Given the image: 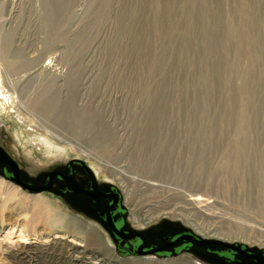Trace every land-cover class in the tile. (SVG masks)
<instances>
[{
    "label": "rangeland",
    "instance_id": "374dc122",
    "mask_svg": "<svg viewBox=\"0 0 264 264\" xmlns=\"http://www.w3.org/2000/svg\"><path fill=\"white\" fill-rule=\"evenodd\" d=\"M69 1L71 4L67 9L59 10V13L54 12L53 14L47 8L46 0H0V44H2L0 46V91L3 92V95L0 94V145L19 163L22 179L30 183L43 185L48 173L56 170L67 171L69 164L78 160L85 163L94 172L101 186L113 185L120 191L123 204L127 210L128 228L144 233L147 236L149 245L155 244L154 242L157 239L159 240L155 236L166 231L168 223H176L205 240H219L229 244L241 245L244 248L264 251V4H261V2L264 3V0H245L246 2L244 0ZM247 2L251 7L250 15L253 19L250 22L251 32L255 35L252 36L251 33L250 36L255 39L253 38L254 40H251L252 45L250 44V47L247 46L246 48L244 43L249 42L248 40L251 38L248 37V34H245L248 22H245L246 13L243 6ZM192 14L196 19L195 27L192 26L190 21ZM227 14L232 17L229 21L231 23L228 22ZM225 18L226 20H224ZM227 33L231 34L228 35ZM207 37L208 40L210 39L209 41ZM4 38L6 39L4 40ZM18 50L21 53L19 59L17 57L19 64L17 63L18 67L14 69L15 73H13L14 70L9 71L7 69L5 59L6 55L14 56V53ZM66 50L77 54L82 61L81 87L75 100V102L77 101L76 107L85 109L87 112L96 111L95 113L100 114L99 116H103L102 119L104 123L106 121L104 125L106 127L103 125L97 127L89 122H79L73 119L72 115H60L61 109L63 107L65 109L67 106H64V98L60 101L61 103H58V106L56 105L58 108L55 107V111L53 110L51 115H45L41 110H37L34 114H30L29 119L31 121L28 126L25 124L24 128L22 126L18 127L16 124H20L19 120L23 115L18 116L17 113H13V116H9L6 110L12 109V106L16 103L15 101L20 98L24 99L28 93V98L33 96L32 83L28 84L27 82L31 73L35 70V63L30 59L32 56L38 55L41 57V64H57L59 62L56 61V58H59ZM29 61L32 63L26 66L25 63ZM65 64L61 62L57 65L60 71L64 70L66 72V69L69 68ZM226 65L227 67H225ZM230 65L232 71H229L231 70ZM226 68L230 75L226 73ZM19 69L24 70L19 71ZM149 69L151 70L149 71ZM102 70L104 75H99ZM246 72L251 74L250 90L252 92L249 99L248 114L259 116L261 121L260 124H256L251 129L253 148L256 149L254 151L256 153L253 154V162L250 160V163L246 165L248 167L239 171L238 174L229 172L227 168L233 157L230 154L229 146L226 147V145H228L229 138L236 131L234 124L231 120L226 119L223 128L217 126L212 134L208 135L207 131L210 132L211 129L209 130L208 123L206 124V120L201 115L208 114L214 117L218 115H239L238 107L241 95L237 94L238 97H235L234 92L239 93L240 87L238 86L242 85V79L246 76ZM118 76L124 81L120 82L121 79L119 80ZM94 78L97 79L95 84L92 82ZM133 79L139 84L132 85L128 82L133 81ZM98 80L100 81L99 88L97 86ZM224 80L230 82L229 85ZM17 81L21 82L18 83ZM158 82L163 83L164 98L161 104V112L156 113V115L163 114L167 117L161 119L160 123L156 122V119L147 122L144 115H151L152 113H148V111L152 110L154 105L152 106V103L148 102L146 106H141V96L148 90L154 91ZM95 90H98L97 93H94ZM151 96L150 99H152ZM125 97L127 100H125ZM124 111L125 113L122 114ZM171 115H182L185 120L182 117L181 122L177 119L173 120V118H170ZM186 115H191L192 119H190L191 117L187 119ZM39 116L44 120H41ZM38 119L42 126L38 123ZM37 120L38 122H36ZM141 120L143 121L141 122ZM185 121H189L188 126L185 125ZM191 122L192 126H190ZM37 124H39V129L36 127ZM198 126L201 127L198 128ZM189 127H193L195 133L200 131V134H198L200 136L195 142L197 148L194 149L195 153L193 155H191L192 153L188 155L187 150L184 153V149L189 143L187 142L188 135L185 129ZM173 131H178L176 135L178 140L173 135L171 136ZM141 132L146 133L143 138L146 139L154 151L148 148L144 155L143 152L136 151L134 147H131L127 152L123 141H126V138L130 135L134 136L133 133ZM161 132L162 134H160ZM163 141L171 145L172 153L170 154L169 164L166 163L163 164L164 166L162 165L163 167H157L156 164H153L155 161L152 160L154 156L152 154L157 153ZM205 141L208 142L204 146L208 148L204 147L205 153L203 155L200 147L201 142L205 143ZM208 143L209 145H207ZM179 149L182 152L178 151ZM137 152L138 155L143 153L144 157L142 155L137 157L141 158L143 164L147 165L145 168H138L132 164ZM259 152H263L261 157L258 155ZM180 157L183 159L180 160ZM254 161L256 164H254ZM77 166L82 167L80 164H77ZM119 166H123L121 169L125 170L124 173H127L126 176H129V178L137 177L143 180L147 177H160L159 179H163L162 183L168 189L149 194L144 191L143 186L140 184L131 183L130 192L135 198L131 204H128L126 202L128 190L125 186L127 182L118 173ZM257 168L261 169L257 171ZM224 169L227 171L225 172ZM208 171H210V175ZM258 172L259 174L263 172L261 173L263 175H258ZM86 176L87 173L84 171L79 174L78 178H86ZM191 181L195 182L192 183ZM197 182H203L201 187L204 191H209L216 197L213 198L216 200L214 202L216 208L213 207L215 210L211 208L212 214L187 209L182 210L181 208H177L175 211L169 209V204L164 201L165 197L178 196V193L194 190L198 185ZM205 183H208V186L204 188ZM14 184L6 173L0 171V198L5 196L2 191L13 188ZM18 187V192H23L27 196L35 197L42 194L50 196L60 211L69 213L74 218L87 223L90 227H87L86 230L89 235L94 236L96 244H88L85 241L84 232L68 234L65 230H55L50 233L41 231L45 235L40 236L39 233L41 232L38 229L32 230L29 243H21L19 241L21 238L18 237L19 233L12 236L13 238H8L10 241L5 240L3 236L0 237L1 240L4 239V243L19 241L22 245L40 248L58 241L63 245L64 251L71 253L76 258L83 256L82 251L84 249L97 248L99 252L107 254V257L116 254L120 258L144 257L166 261L171 258L188 256L194 258L198 264H218L205 259L195 249L184 250L177 255H170L169 252L137 254V247L141 241L138 240L139 243L136 247L130 245L129 242L131 241H122L119 246L116 238L104 226L101 219L86 212L87 207L85 204L89 200L85 196L77 193L63 195L60 186H54L52 190L36 193L25 190L20 185ZM142 194L148 195L141 197ZM151 196H158V198ZM182 203L183 201L180 203L181 207L185 205V203ZM149 208L158 210L161 215H150ZM153 217L156 219L147 224L145 223L148 218ZM139 218L143 221L138 222ZM38 228L40 229L39 226ZM54 235H59L60 238H55ZM175 239H169V241ZM203 248L209 251H217V248H220L221 252L232 251L235 254L233 250L223 251L222 246L219 245L204 246ZM1 252L0 250V264H17L11 262ZM41 256L38 264H54L49 255L43 253ZM87 256L90 261H93L89 253ZM240 258L243 257L240 256Z\"/></svg>",
    "mask_w": 264,
    "mask_h": 264
},
{
    "label": "bare ground",
    "instance_id": "6f19581e",
    "mask_svg": "<svg viewBox=\"0 0 264 264\" xmlns=\"http://www.w3.org/2000/svg\"><path fill=\"white\" fill-rule=\"evenodd\" d=\"M241 1V0H240ZM245 1V0H244ZM252 1V0H250ZM258 1V0H257ZM45 2V1H44ZM246 2V1H245ZM71 2L69 0H46V6L48 9L51 10V12H56V13H59L62 9H67L69 6H70ZM243 4V3H241ZM258 4V3H257ZM261 4H264L261 2ZM239 5V4H238ZM241 6V5H240ZM262 7V6H260ZM259 7V8H260ZM240 8V7H239ZM250 5L245 3L244 6H243V9L246 13L245 15V22H248L247 23V26H246V30H245V34H248V37L250 36V34L252 33L251 32V20L253 21L252 19V15H250ZM258 8V7H257ZM255 9V7H254ZM60 10V11H59ZM256 10V9H255ZM68 11V10H67ZM50 12V11H48ZM231 12V11H230ZM252 12V11H251ZM257 12V10H256ZM260 13V12H258ZM47 14V13H46ZM61 14V13H60ZM230 14V13H229ZM255 14V13H253ZM257 14V13H256ZM49 15V14H48ZM59 15V14H58ZM233 15V14H232ZM242 15V14H241ZM64 16V15H63ZM243 16V15H242ZM46 17V16H45ZM54 17V16H53ZM244 17V16H243ZM49 18V17H47ZM230 15L227 14V19H228V22L230 21ZM234 18V17H233ZM243 19V18H242ZM46 20V19H45ZM56 20V19H55ZM62 20V19H61ZM226 20V18L224 19ZM234 20V19H233ZM60 21V20H59ZM59 21H57L59 23ZM66 21V20H65ZM190 21H191V24L192 26H196V19H195V16L192 14L190 16ZM50 22V21H49ZM54 22V21H53ZM243 22H244V19H243ZM242 22V23H243ZM65 23V22H64ZM231 23V22H229ZM234 23V21H233ZM254 23V22H253ZM54 24V23H53ZM244 24V23H243ZM52 25V24H51ZM227 25V24H226ZM232 25V24H231ZM230 25V26H231ZM245 25V24H244ZM53 26V25H52ZM229 26V27H230ZM228 27V28H229ZM233 27V26H232ZM45 28V27H44ZM227 28V27H226ZM227 28V29H228ZM245 28V27H243ZM242 28V29H243ZM193 29V28H192ZM191 29V30H192ZM230 29V28H229ZM234 29H235V26H234ZM233 29V30H234ZM237 30V29H236ZM235 30V31H236ZM238 31V30H237ZM236 31V32H237ZM244 31V29H243ZM231 32V31H230ZM58 33V32H57ZM89 33V32H88ZM228 34V33H227ZM231 34V33H229ZM228 34V35H229ZM236 34V33H234ZM239 34V33H238ZM254 34L252 33V36ZM13 36V34H12ZM11 36V37H12ZM233 36V35H232ZM255 36V35H254ZM4 37V36H3ZM247 37V36H246ZM251 37V36H250ZM2 38V37H1ZM9 38V37H8ZM82 38V37H81ZM89 38V37H88ZM210 38V37H209ZM237 38V37H236ZM254 38V37H253ZM252 37L250 38V40H248L249 42L247 43H244V45H246V48L247 46L250 47V44H251V40L253 39ZM6 38H4L5 40ZM80 39V38H79ZM86 39V38H85ZM255 39V38H254ZM253 39V40H254ZM207 40H208V37H207ZM210 40V39H209ZM208 40V41H209ZM230 40V39H229ZM235 40V39H234ZM87 41V40H86ZM207 41V42H208ZM212 41V40H211ZM238 41V40H237ZM246 41V40H245ZM4 42V41H3ZM1 43V42H0ZM258 43V42H257ZM5 44V43H4ZM12 44V43H11ZM85 44V43H84ZM237 44V43H236ZM240 45V44H239ZM243 45V49L245 48V46ZM252 45V44H251ZM255 45V44H254ZM259 45V44H257ZM0 46H2V44H0ZM8 47V46H7ZM6 47V48H7ZM240 47V46H239ZM242 47V46H241ZM3 49V47H1ZM256 48V47H255ZM236 49V48H235ZM4 50V49H3ZM245 50V49H244ZM1 51V50H0ZM247 51V50H246ZM249 51V50H248ZM251 51V50H250ZM255 51V50H254ZM236 52V51H235ZM238 52V51H237ZM2 53V52H1ZM6 53V52H5ZM240 53V52H238ZM246 53V52H244ZM243 53V54H244ZM15 54V55H14ZM10 56H7L6 55V61H5V65L7 66V69L9 71H13L14 69H16L18 67V61H17V57L19 59V55L21 54L18 51H16V53H14ZM23 55V54H22ZM237 55V54H236ZM258 55V54H257ZM163 56V55H162ZM238 56V55H237ZM244 56V55H243ZM139 57V56H138ZM256 57V56H255ZM259 57V56H257ZM24 58V57H23ZM158 58V57H157ZM21 59V58H20ZM225 59V57H224ZM26 60V59H24ZM32 62L35 63L34 65V69L33 72L31 73L30 75V78L28 79V84L29 83H32V92H33V96L28 98V94H27V97H23L24 99H15L17 101H15L16 103L12 106V109L10 110H6L7 113L9 114V116H13L14 114L13 113H17L18 116H21L20 117V120H19V123L20 124H16L18 127H25L24 125L26 124L28 126L29 122L31 121L29 119V116L30 114H34L35 111H39L41 110L42 112L48 115H51V113L53 112V110L55 109L56 105L58 106V103H61L60 101H62V99L64 98L65 100H63V102L65 103L64 106H66L65 109H61L62 112L60 113V115H72L71 117H73V119H76L78 120L79 122H89L91 125H95L97 127H102V125L104 126L105 123L103 122V119L101 116H99L100 114H97L95 112H92V111H89L87 112L85 109H80L78 107H76V96L80 90V85H81V76H82V61L78 58V55L75 54L74 52L72 51H65L63 52L62 55L59 56V58H56V61L59 62L57 64H50V63H45V64H41V57H39L38 55H34L32 56V58L30 59ZM154 60V58H153ZM159 60V59H157ZM28 61V60H27ZM161 61V59H160ZM26 62V61H25ZM31 62V63H32ZM61 62H64L66 63L65 65L69 68L66 69V72H64V70L60 71V69L57 67L58 64H60ZM224 62V61H223ZM18 63V64H17ZM21 63V62H20ZM24 63V62H22ZM30 61L28 63H25L26 66L27 64L29 65ZM30 63V64H31ZM143 63V62H142ZM227 63V61H226ZM231 63V62H230ZM145 64V63H144ZM143 64V65H144ZM223 64V63H222ZM142 65V64H141ZM157 65V64H156ZM228 65V64H227ZM227 65L225 67H227ZM233 65V64H232ZM148 66V65H147ZM150 66V65H149ZM222 66V65H221ZM224 66V65H223ZM231 66V65H230ZM236 66V65H235ZM29 67V66H28ZM131 67V66H130ZM134 67V66H133ZM152 67V66H151ZM20 68V67H19ZM22 68V67H21ZM24 68V67H23ZM26 68V67H25ZM24 68V69H25ZM112 68V67H111ZM114 68V67H113ZM141 68V67H140ZM234 68V67H233ZM6 69V70H7ZM24 69H19L20 70H24ZM117 70V68H114ZM125 69V68H123ZM127 69V68H126ZM231 70L229 71H232V66L230 68ZM131 70H132V67H131ZM138 70V69H137ZM142 70V69H141ZM144 70V69H143ZM142 70V71H143ZM151 69H149L150 71ZM154 70V69H153ZM212 71V69H211ZM209 71V72H211ZM234 71V70H233ZM111 72V71H110ZM117 72V71H116ZM127 72V71H126ZM138 72V71H137ZM236 72V71H235ZM248 72H250V70H248ZM10 73V72H9ZM15 73V70L14 72ZM12 73V74H13ZM108 73V72H107ZM135 73V72H134ZM142 73V72H141ZM156 73V72H155ZM226 73H228L230 75V72L227 71V68H226ZM247 73V72H246ZM93 74V73H92ZM98 74V73H97ZM102 74L104 75V71L102 70L101 73H99V75ZM112 74V73H111ZM116 74V73H115ZM121 74V73H120ZM150 74V72H149ZM153 74V73H152ZM208 74V73H207ZM132 75V74H131ZM138 75V73H137ZM136 75V76H137ZM140 75V74H139ZM148 75V74H147ZM156 75V74H154ZM209 75H212V74H209ZM39 79V77H41ZM91 76V75H90ZM96 76V75H95ZM142 76V75H141ZM158 76V75H157ZM250 76L251 74L250 73H247L246 76H244V78L242 79V85L241 86H238L240 87V90L238 91L239 93L234 92L235 94V97H238L237 94L241 95L240 96V104H239V115H218L217 117L215 116H212V115H201L204 120H206V124L208 123V126H209V130L211 129L210 132L207 131L208 135L209 134H212V132L214 131L215 127H220V128H223L224 126V122L226 123V119H229L232 121V123L234 124L235 128H236V133L234 132L231 133L233 134L232 137L229 138L228 140V145L229 148H230V154L232 155V160H230V163L228 164L227 168L229 170V172H232V173H238L239 174V171H242L244 169H246V165L247 163H250L249 161L251 160V162H253V157H254V148H253V142H252V137H251V129L253 126H255L256 124L258 125V123L261 121L259 116H251L248 114V107H249V99L251 97V90H250V87H251V82H250ZM109 77V75H108ZM119 77V76H118ZM128 77V75H127ZM132 77V76H131ZM151 77V76H150ZM159 77V76H158ZM96 78V77H95ZM92 80V82L95 84L97 81V79ZM157 77L155 76V79ZM228 78V77H227ZM226 78V79H227ZM89 79V78H88ZM87 79V80H88ZM102 79V77L100 78V80ZM110 79V77H109ZM117 79V78H116ZM121 78L119 77V80ZM129 79V77H128ZM132 79V78H131ZM138 79V78H137ZM146 79V78H145ZM153 79V78H152ZM225 79V80H226ZM106 80V79H105ZM123 79H121L120 82H122ZM140 80V78H139ZM157 80V79H156ZM160 80V79H159ZM224 80V81H225ZM228 80V79H227ZM38 81V83H36ZM110 81V80H109ZM124 81V80H123ZM149 81V80H148ZM230 81V79H229ZM18 82V81H17ZM21 81H19L18 83H20ZM112 82V80H111ZM116 82V81H115ZM119 82V81H118ZM130 84L132 85H138L139 83L134 81H128ZM145 82V81H144ZM227 85H229V83L231 82H227L225 81ZM18 83H15V84H18ZM35 83V84H34ZM99 83L100 81L98 80V88H99ZM106 83V82H105ZM108 83V82H107ZM106 83V84H107ZM110 83V82H109ZM26 83V85H28ZM92 84V85H94ZM103 84V83H102ZM112 84V83H111ZM110 84V85H111ZM117 84V83H115ZM121 84V83H120ZM128 84V83H127ZM129 84V85H130ZM148 84V83H147ZM162 84L163 83H160L158 82L157 83V87H156V91H152V90H148L146 93L144 92L141 96V106H146V104L148 102H151L152 103V106L154 105V107L152 108V110L148 111L151 112L152 114L151 115H144L145 117V120H151L153 121V119L155 120L156 119V122L158 121L160 123V120L161 119H164L166 118L167 116L163 114L162 115H156V113H160L161 112V104H162V101H163V98H164V89L162 88ZM165 84V83H164ZM12 85V84H10ZM118 85V84H117ZM140 85H141V82H140ZM257 85V84H256ZM255 85V87H256ZM14 86V85H13ZM108 86V85H107ZM115 86V85H114ZM124 86V85H123ZM127 86V85H126ZM143 86V85H142ZM140 86V87H142ZM146 86V85H144ZM154 86V85H153ZM207 86V85H206ZM17 87V86H16ZM106 87V86H105ZM113 87V86H112ZM120 87V86H119ZM118 87V88H119ZM133 87V86H132ZM151 87H152V84H151ZM165 87V86H164ZM254 88V86H252ZM108 88V87H107ZM125 88V87H124ZM123 88V89H124ZM129 88V87H128ZM137 88L139 89V87L137 86ZM150 88V86H149ZM154 88V87H153ZM252 88V89H253ZM127 89V88H126ZM125 89V90H126ZM131 89V88H130ZM134 89V88H133ZM136 89V88H135ZM94 90V89H93ZM122 90V89H121ZM128 90V89H127ZM146 90V89H145ZM237 90V89H235ZM96 92L94 93H97L98 90H95ZM137 91V90H136ZM15 92V91H14ZM31 92V91H30ZM155 92V93H154ZM3 92L0 91V94H2ZM52 93V94H51ZM154 93V94H153ZM139 95V94H138ZM152 95V96H151ZM95 96V94H94ZM150 96L152 97V99H150ZM128 97V96H127ZM138 97V96H137ZM81 98V97H80ZM78 99V98H77ZM100 99V98H99ZM129 99V98H128ZM137 99V98H136ZM140 99V97H139ZM125 100H127V98L125 97ZM80 101V100H79ZM132 101V100H131ZM134 101V100H133ZM139 101V100H137ZM137 103V102H136ZM135 103V104H136ZM235 104V103H234ZM237 104V103H236ZM61 105V104H60ZM130 105V104H129ZM238 105V104H237ZM80 106V105H79ZM98 106V105H97ZM149 106V105H148ZM121 107V106H120ZM137 107V106H136ZM135 107V108H136ZM58 108V107H56ZM61 108V107H60ZM104 108V107H103ZM143 108V107H142ZM140 108V109H142ZM147 108V107H146ZM150 108V107H149ZM102 110V108H100ZM131 110V108H129ZM100 110V111H101ZM106 110V109H105ZM120 110V109H119ZM125 110V109H124ZM139 110V109H138ZM40 111V112H41ZM55 111V110H54ZM140 111V110H139ZM114 112V111H113ZM134 112V110H133ZM132 112V113H133ZM142 112V111H141ZM37 113V112H36ZM64 113V114H63ZM115 113V112H114ZM125 113L122 112V114ZM130 113V112H129ZM136 113V111H135ZM164 113V112H163ZM206 113V112H205ZM55 114V113H54ZM58 114V112H57ZM138 114V113H136ZM102 115V114H101ZM105 115V114H104ZM114 115V114H113ZM134 115V114H133ZM143 115V114H142ZM62 116V117H63ZM187 116V119H189L188 117H191L190 119H192V116L191 115H186ZM194 116V115H193ZM196 116V115H195ZM194 116V117H195ZM37 117V116H36ZM40 117V116H39ZM60 117V116H59ZM116 117V116H115ZM134 117V116H133ZM143 117V116H142ZM169 117V116H168ZM181 117L184 118L185 120V117H183L182 115H171L170 118H173L174 119H177L178 121L180 120L181 122ZM198 117V116H197ZM200 117V116H199ZM198 117V118H199ZM70 118V117H69ZM41 120H44L40 117ZM71 119V118H70ZM111 119V118H110ZM141 119V118H140ZM186 119V120H187ZM194 119V118H193ZM201 119V118H200ZM39 120V119H38ZM38 120L36 122H38ZM68 120V119H67ZM75 120V121H76ZM66 121V120H65ZM111 121V120H109ZM134 121V119H133ZM137 121V120H136ZM143 120H141L142 122ZM166 121V120H165ZM177 121V122H178ZM73 122V121H72ZM77 122V121H76ZM112 122V121H111ZM110 122V123H111ZM139 122V121H138ZM145 122V123H147ZM179 122V123H180ZM189 122V121H188ZM187 121H185L184 123H186L185 125L188 126ZM42 126V123L39 122ZM144 123V124H145ZM158 123V124H159ZM166 123V122H165ZM199 123V122H198ZM231 123V122H229ZM34 124V123H33ZM79 124V123H78ZM141 124V123H140ZM151 124V123H150ZM175 124V123H174ZM260 124V123H259ZM263 124V123H262ZM82 125V124H81ZM85 125V124H84ZM87 125V124H86ZM109 125V123H108ZM107 125V126H108ZM112 125V124H111ZM147 125V124H146ZM182 125V124H181ZM216 125V126H215ZM264 125V124H263ZM88 126V125H87ZM113 126V125H112ZM134 126V125H133ZM150 126V125H149ZM160 126V125H159ZM172 126V125H171ZM192 126V122H191V125ZM202 126V125H201ZM201 126H198L201 127ZM227 126V125H226ZM36 127H38V129L40 128L39 127V124L36 125ZM46 127V126H44ZM106 127V126H104ZM152 127V126H151ZM154 127V126H153ZM158 127V126H157ZM177 127V126H176ZM194 127V126H193ZM193 127H189V128H186V133H187V137H188V145L185 147L184 149V153L186 152L185 150H187V154L189 155V153H192L191 155H193L195 153L194 149H196V140H198V137L200 135V131L197 133L194 132L193 130ZM83 128V127H82ZM94 128V127H93ZM159 128V127H158ZM163 128V127H162ZM167 128V127H166ZM205 128V127H203ZM228 128V127H226ZM224 128V129H226ZM234 128V127H233ZM127 129V128H126ZM131 129V128H130ZM129 129V130H130ZM133 129V128H132ZM135 129V128H134ZM149 129V128H148ZM168 129H170L168 127ZM181 129V128H180ZM202 129V128H201ZM208 129V128H206ZM95 130V128H94ZM138 130V129H136ZM199 130V129H197ZM196 130V131H197ZM223 130V129H222ZM232 130V129H231ZM89 131V130H88ZM132 131V130H131ZM156 131V130H155ZM162 131V130H161ZM230 131V130H229ZM263 131V130H262ZM129 132V131H128ZM134 132V131H133ZM160 132V131H158ZM177 132L178 131H173L171 133V136L173 135V137L175 139L176 138V135H177ZM181 132V131H180ZM179 132V133H180ZM185 132V131H184ZM205 132V131H204ZM182 133V132H181ZM216 133V132H214ZM213 133V135L215 136V134ZM218 133V132H217ZM225 133V132H224ZM228 133V132H227ZM134 136H129L126 138V141H123L124 142V146H125V149L127 150V152L129 151L128 149H130L131 147H134L136 149V151H139V152H147V149L148 148H151V145H149V143L146 141L145 137L146 136V133H133ZM154 134V132H153ZM152 134V135H153ZM162 134V132L160 133ZM167 134V133H166ZM203 134V133H202ZM201 134V135H202ZM219 134V133H218ZM229 134V133H228ZM165 135V133H164ZM184 135V134H183ZM211 135V136H213ZM217 135V134H216ZM166 136V135H165ZM169 136V135H168ZM185 136V135H184ZM210 136V137H211ZM213 136V137H214ZM222 136V135H221ZM228 136V135H226ZM154 137V136H153ZM179 137V136H177ZM206 137V136H205ZM209 137V139H210ZM217 137V136H216ZM165 138V137H164ZM186 138V137H185ZM204 138V137H203ZM254 138V137H253ZM145 139V140H143ZM153 139V138H152ZM151 139V140H152ZM159 139V137H158ZM212 139V138H211ZM228 139V138H227ZM226 139V140H227ZM160 140V139H159ZM158 140V141H159ZM178 140V139H177ZM182 140V139H180ZM213 140V139H212ZM146 141V142H145ZM175 141V140H174ZM150 142V141H149ZM152 142V141H151ZM156 142V141H154ZM153 142V143H154ZM168 142V141H167ZM200 142V141H199ZM208 141H205V143L201 142L202 145L200 147V149L203 151V155H204V145L207 143ZM213 142V141H212ZM146 143V144H145ZM182 143V142H181ZM198 143V142H197ZM200 143V144H201ZM210 143V141H209ZM209 143L207 145H209ZM214 143V142H213ZM261 143V142H260ZM177 144V143H176ZM175 144V145H176ZM158 145V144H157ZM156 145V146H157ZM255 147V146H254ZM257 147V146H256ZM110 148V147H109ZM205 148H208V147H205ZM152 149V148H151ZM226 149V148H225ZM259 149V148H258ZM153 150V149H152ZM229 150V149H228ZM124 151V150H123ZM154 151V150H153ZM172 147L170 144H166V142L163 141V144L160 145V147L158 148L157 150V153H154L152 154V160L155 161V163L153 164H156L157 167L160 166V167H163L164 165L163 164H166L169 162V159H170V154L172 153ZM178 151L182 152L181 149H179ZM206 151V150H205ZM215 151V150H214ZM156 152V150H155ZM131 153V152H130ZM141 153V155L143 154ZM108 154V153H106ZM149 154V153H148ZM182 154V153H181ZM228 154H229V151H228ZM141 155H138V152L136 154V157H134V160L132 162V164H134L136 167L140 168V167H143L145 168L147 165L146 164H143L142 162V159L137 157V156H141ZM145 155V153H144ZM173 155V154H172ZM179 155V154H178ZM185 155V154H184ZM260 157L261 155H263V152L259 154ZM143 156V155H142ZM180 156V155H179ZM178 156V157H179ZM195 156V155H194ZM256 156V155H255ZM144 157V156H143ZM147 157V156H146ZM173 157V156H172ZM187 157V156H186ZM227 157V156H226ZM231 157V156H230ZM259 157V156H258ZM256 157V158H258ZM194 158V157H193ZM255 158V159H256ZM263 158V157H262ZM261 158V159H262ZM147 159V158H146ZM150 159V158H149ZM183 159L182 157H180V160ZM230 159V158H229ZM223 160V159H222ZM144 161V160H143ZM149 161V160H148ZM256 161V160H255ZM254 161V162H255ZM229 162V161H228ZM224 163V162H223ZM169 164V163H168ZM256 164V162L254 163ZM253 164V165H254ZM150 165V164H149ZM163 165V166H162ZM155 166V165H153ZM197 166V165H196ZM199 166V165H198ZM250 166V165H249ZM109 167V165H108ZM123 166H119L118 168V173L120 174V176L122 178H124L126 180V188H127V194H126V202L128 204H131V202L133 201V199L135 198V196L132 194V192H130V185L131 183H138L140 184L141 186H143V189L146 193H149V194H155V193H159V192H162V191H165L167 188L166 185H164L162 183V180H160L159 178H146V179H143V180H140L138 179L137 177H130L129 176L127 177L126 174L124 173L125 170L124 169H121ZM208 167V166H207ZM211 168V166H210ZM209 168V169H210ZM225 168V167H224ZM255 169V167H253ZM160 169V168H159ZM197 169V168H196ZM259 168H257L256 170H258ZM201 170V169H200ZM225 172L227 171L226 169H224ZM255 170V171H256ZM214 171V170H213ZM212 171V172H213ZM250 171V170H249ZM256 171V172H257ZM127 172V171H126ZM207 172V171H206ZM209 172V175H210V171ZM211 172V173H212ZM141 173V172H140ZM263 173V172H260V174ZM227 174V173H226ZM259 172H258V175H260ZM203 175V174H202ZM201 175V176H202ZM208 175V174H207ZM263 175V174H261ZM212 176V175H211ZM214 176V175H213ZM231 176V175H230ZM236 176V175H235ZM234 176V177H235ZM208 177V176H207ZM220 177V176H219ZM261 177V176H259ZM204 178V177H203ZM211 178V177H210ZM227 178V177H225ZM263 178V177H261ZM120 179V177H119ZM165 179V178H164ZM206 179H209V178H206ZM212 179V178H211ZM234 179V178H233ZM195 180V179H194ZM230 181V179H228ZM232 180V178H231ZM168 181V180H167ZM201 181V179H200ZM204 181V180H203ZM192 183H194L195 181H191ZM203 183V182H202ZM201 182H197V186H196V189H192V190H187L183 193H178L177 195L178 196H173V195H170L168 197H165L164 198V201L165 203H168L169 204V209L171 208L172 210H177V208H181L182 210H192V211H195V212H200V213H204V214H212L211 213V208H213L216 200H214L213 198L215 196H213V194L209 193L208 192H205L204 189L201 187L203 186ZM229 183V182H228ZM231 183V182H230ZM124 184V183H122ZM219 184V183H218ZM211 185V184H210ZM14 187L13 188H7V189H3L4 191L3 194L5 196H1L0 198V237H4L5 240H7L8 238L14 236V235H17L16 233H19L18 237L21 238L19 241L21 243H29V239L31 238L32 236V230H37L38 231L40 230L41 231H46L48 233L52 232V231H55V230H65L66 233L70 234V233H82L84 232L85 233V241L92 245V244H96V241L94 239V236L93 235H89L88 232H87V227H90L88 226L87 223H85L84 221H82L81 219H78V218H74V216H72L71 214L69 213H66V212H63V211H60L59 208L56 206V204L53 202V199L50 197V196H47V195H39V196H27V194L23 193V192H18L19 191V187L18 185L14 184L13 185ZM208 186V183H205L204 185V188ZM195 188V187H194ZM184 189V188H183ZM1 190V188H0ZM211 190V189H210ZM177 193V192H176ZM213 193V192H212ZM141 194V193H140ZM148 194H142L140 195L141 197L143 196H147ZM151 197H155V198H158V196H151ZM216 198V197H215ZM264 199V198H263ZM183 201V203H185V205L181 207L180 202H177V201ZM259 200V199H258ZM148 202V201H147ZM162 202V201H161ZM182 203V204H183ZM217 204V203H216ZM153 207V206H152ZM168 208V207H167ZM216 208V207H214ZM213 208V209H214ZM261 208V207H260ZM264 209V208H263ZM215 210V209H214ZM150 215H161V212H159L158 210L154 209V208H149L148 209ZM157 213V214H156ZM213 215H216V214H213ZM158 217V216H157ZM192 217V216H191ZM233 218V217H232ZM156 219L155 217L153 218H148V220L145 222L146 224L149 223L150 221ZM227 220V219H226ZM143 219L139 218L138 219V222H142ZM256 224V222H255ZM38 226L40 227V229L38 228ZM263 227V226H262ZM40 236H43L45 235L43 232L39 233ZM55 236V235H54ZM65 236V235H64ZM13 238V237H12ZM55 238H60L59 235L55 236ZM4 239H0V250L3 252L4 256H6L7 259H10L11 262H14V263H17V264H38V260H39V257L45 253L47 255L50 256V260L54 263V264H198L196 262V260L194 258H190L188 256H181L179 258H171L169 260H166V261H161V260H158V259H147V258H144V257H140V258H120L118 257L116 254H112L111 256L107 257L106 255L107 254H103L101 252H99L96 249H92V248H89V249H84L82 252H83V256L80 257V258H76L74 257V255H72L71 253L67 252V251H64L63 249V245L56 241L55 243L52 242L51 245H47V246H44V247H40V248H37V247H32V246H27V245H22L19 243V241H11V242H5L4 243ZM10 241V239H8ZM1 252V253H2ZM57 253V254H55ZM90 254L91 256V259L93 261H90L89 257L87 256V254ZM2 256V255H1ZM42 257V256H41ZM40 257V258H41ZM48 262V261H47Z\"/></svg>",
    "mask_w": 264,
    "mask_h": 264
},
{
    "label": "water",
    "instance_id": "95a60500",
    "mask_svg": "<svg viewBox=\"0 0 264 264\" xmlns=\"http://www.w3.org/2000/svg\"><path fill=\"white\" fill-rule=\"evenodd\" d=\"M75 163H79L89 174L91 179V187L86 189L80 187L76 179V170L73 168ZM0 171L6 173L8 178L17 185L22 186L30 192H42L52 190L56 178L67 181L74 192L79 195H85L89 201H86V212L93 216H98L104 226L116 238L118 244L121 241L140 240L141 243L137 247V254L146 255L164 252L170 255L179 254L184 250H198L200 254L207 260L220 264H264V251L256 249L244 248L241 245L229 244L219 240H205L195 235L189 229L184 228L180 224L168 223L167 230L158 233L155 237L159 238L155 244L147 243V236L135 229L128 228L127 210L123 204V198L113 185L100 186L94 172L83 162L73 161L69 164V174L61 170L50 172L45 177V184L39 185L30 183L21 177V168L19 163L0 145ZM167 236V237H166ZM176 238L169 241V239ZM219 245L223 251L233 250L235 252L234 259L230 260L227 256L221 255L222 251L204 249V246ZM239 256V257H238ZM242 256L243 258H240ZM247 259H245V258ZM240 259V260H239Z\"/></svg>",
    "mask_w": 264,
    "mask_h": 264
},
{
    "label": "flooded vegetation",
    "instance_id": "af4514ba",
    "mask_svg": "<svg viewBox=\"0 0 264 264\" xmlns=\"http://www.w3.org/2000/svg\"><path fill=\"white\" fill-rule=\"evenodd\" d=\"M77 164H79V163H77ZM77 164L75 163L74 165H73V168L76 170V179H77V181H78V183L80 184V187H83V188H86V189H88V188H90L91 187V179H90V176H89V174L85 171V169L84 168H82L81 166H77ZM62 171V170H61ZM86 172L87 173V176H86V178H81L80 177V179L78 178L79 177V174L80 173H83V172ZM64 173H66V174H69V169L67 170V171H63ZM54 186H60V188L62 189V193H63V195H67V194H74V193H76V192H74L73 191V189H72V187H71V185L67 182V181H65V180H63V179H61V178H56L55 179V182H54ZM101 186V185H100ZM83 196H85V195H83ZM86 197V196H85ZM87 198V197H86ZM121 241L119 242V246L121 245ZM130 243V245H132L133 247H136V246H138L137 245V243H139L137 240H134V241H131V242H129ZM220 254L221 255H225V256H227L230 260H232V259H234V254H233V252L231 251V252H220Z\"/></svg>",
    "mask_w": 264,
    "mask_h": 264
}]
</instances>
